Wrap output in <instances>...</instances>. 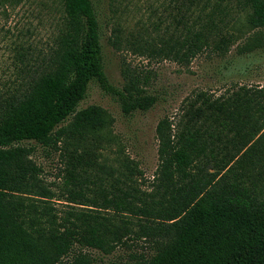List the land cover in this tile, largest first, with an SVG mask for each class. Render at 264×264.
I'll list each match as a JSON object with an SVG mask.
<instances>
[{
  "label": "trees",
  "instance_id": "trees-1",
  "mask_svg": "<svg viewBox=\"0 0 264 264\" xmlns=\"http://www.w3.org/2000/svg\"><path fill=\"white\" fill-rule=\"evenodd\" d=\"M195 1L197 16L182 14L175 35L125 45L179 65L204 51L223 57L235 44L240 55L264 46V0ZM59 3L52 46L38 65H26L22 90L0 94V264H99L90 251L117 249L130 253L102 264H264V86L199 91L175 121L163 117L145 190L134 159H102L113 119L97 105L77 108L91 83L115 96L126 116L157 98L126 69L121 89L109 83L92 0ZM109 43L121 49L119 28ZM36 146L58 154L61 186L44 181Z\"/></svg>",
  "mask_w": 264,
  "mask_h": 264
},
{
  "label": "rangeland",
  "instance_id": "rangeland-1",
  "mask_svg": "<svg viewBox=\"0 0 264 264\" xmlns=\"http://www.w3.org/2000/svg\"><path fill=\"white\" fill-rule=\"evenodd\" d=\"M98 11L104 71L109 83L118 89L124 85L123 70L139 79V87L157 98L146 112L131 115L121 112L117 98L103 92L97 84L89 85L78 110L90 105L104 109L113 119L112 142L102 151V159L113 163L118 155L134 159L143 171L142 188L150 191L149 182L158 165L156 126L165 116L176 120L178 110L188 97L199 91L220 95L231 86H264V46L249 54L229 53L218 57L204 51L189 65L135 54L126 44L134 38L147 42L167 39L180 31V17L192 21L198 14L191 0H92ZM214 0H211L213 3ZM193 4V5H192ZM187 10V12H186ZM241 18V17H240ZM59 0H25L18 6L0 7V94L18 92L28 78L26 65H38L52 46L61 22ZM242 20L238 26H241ZM120 29L123 44L115 49L109 39ZM251 35L250 33L246 36ZM264 38V30H261ZM244 43L240 40L237 44ZM32 159L42 168L48 184L61 186L58 154L36 146ZM102 159H99L100 161ZM56 207L62 209L61 202ZM144 246V245H143ZM144 248L138 247L140 252ZM99 264L126 259L130 251L117 249L103 256L90 251Z\"/></svg>",
  "mask_w": 264,
  "mask_h": 264
}]
</instances>
